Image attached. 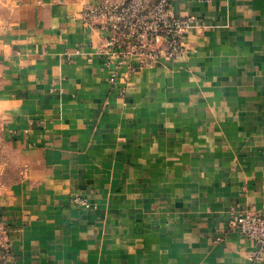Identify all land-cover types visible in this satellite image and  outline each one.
Masks as SVG:
<instances>
[{
	"label": "crops",
	"instance_id": "obj_1",
	"mask_svg": "<svg viewBox=\"0 0 264 264\" xmlns=\"http://www.w3.org/2000/svg\"><path fill=\"white\" fill-rule=\"evenodd\" d=\"M0 0V168L14 264H264V0H171L182 54L105 49L87 8ZM150 4L155 0H145Z\"/></svg>",
	"mask_w": 264,
	"mask_h": 264
},
{
	"label": "built area",
	"instance_id": "obj_2",
	"mask_svg": "<svg viewBox=\"0 0 264 264\" xmlns=\"http://www.w3.org/2000/svg\"><path fill=\"white\" fill-rule=\"evenodd\" d=\"M95 18L102 19V26L114 33L105 42V49L120 47L122 56L138 54L144 63L182 54L185 36L196 25L195 17L175 12L171 0H155L150 4L145 0L121 4L106 1L83 12L86 23ZM229 223L240 235L254 240L257 252L264 254V208L233 215ZM0 249L5 264H14L9 228L3 221H0Z\"/></svg>",
	"mask_w": 264,
	"mask_h": 264
},
{
	"label": "rangeland",
	"instance_id": "obj_3",
	"mask_svg": "<svg viewBox=\"0 0 264 264\" xmlns=\"http://www.w3.org/2000/svg\"><path fill=\"white\" fill-rule=\"evenodd\" d=\"M5 119L0 116V168L9 166L12 169H17L16 163L11 162L12 155L11 150L8 147L7 142L5 141ZM0 264H5L4 259L2 258L1 249H0Z\"/></svg>",
	"mask_w": 264,
	"mask_h": 264
}]
</instances>
